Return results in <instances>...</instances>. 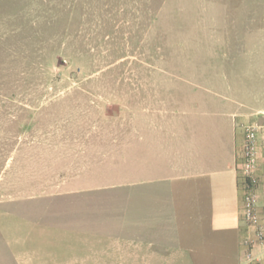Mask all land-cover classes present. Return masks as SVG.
I'll return each mask as SVG.
<instances>
[{"label": "rangeland", "instance_id": "374dc122", "mask_svg": "<svg viewBox=\"0 0 264 264\" xmlns=\"http://www.w3.org/2000/svg\"><path fill=\"white\" fill-rule=\"evenodd\" d=\"M263 52L264 0H0V216L133 169L152 111L207 108Z\"/></svg>", "mask_w": 264, "mask_h": 264}, {"label": "crops", "instance_id": "0c3cea01", "mask_svg": "<svg viewBox=\"0 0 264 264\" xmlns=\"http://www.w3.org/2000/svg\"><path fill=\"white\" fill-rule=\"evenodd\" d=\"M231 65L207 108L152 111L149 130L125 143L133 169H86L38 217L0 216V264H240L243 126L252 121L264 219V52Z\"/></svg>", "mask_w": 264, "mask_h": 264}, {"label": "built area", "instance_id": "2783aa9c", "mask_svg": "<svg viewBox=\"0 0 264 264\" xmlns=\"http://www.w3.org/2000/svg\"><path fill=\"white\" fill-rule=\"evenodd\" d=\"M259 125L252 121L243 126L242 165L240 169L242 199V220L247 226V235L242 240L243 260L240 264H254L264 257V219L258 212L256 158L258 150Z\"/></svg>", "mask_w": 264, "mask_h": 264}]
</instances>
